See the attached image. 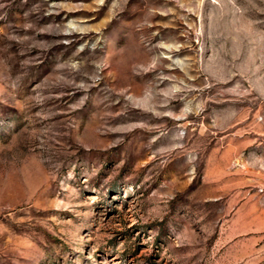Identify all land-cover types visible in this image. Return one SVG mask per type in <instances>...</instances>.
<instances>
[{"label": "rangeland", "instance_id": "374dc122", "mask_svg": "<svg viewBox=\"0 0 264 264\" xmlns=\"http://www.w3.org/2000/svg\"><path fill=\"white\" fill-rule=\"evenodd\" d=\"M0 264H264V0H0Z\"/></svg>", "mask_w": 264, "mask_h": 264}]
</instances>
